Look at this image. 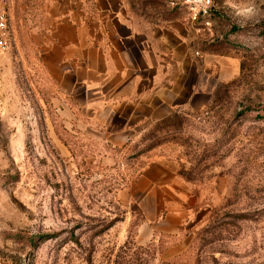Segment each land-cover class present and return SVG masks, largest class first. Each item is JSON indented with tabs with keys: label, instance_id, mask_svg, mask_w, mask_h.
<instances>
[{
	"label": "rangeland",
	"instance_id": "374dc122",
	"mask_svg": "<svg viewBox=\"0 0 264 264\" xmlns=\"http://www.w3.org/2000/svg\"><path fill=\"white\" fill-rule=\"evenodd\" d=\"M187 1L3 0L0 264H264V0L195 15ZM121 4L137 24L175 16L191 69L188 101L184 89L117 141L61 113L78 116V92L46 73L39 40L72 12Z\"/></svg>",
	"mask_w": 264,
	"mask_h": 264
},
{
	"label": "crops",
	"instance_id": "0c3cea01",
	"mask_svg": "<svg viewBox=\"0 0 264 264\" xmlns=\"http://www.w3.org/2000/svg\"><path fill=\"white\" fill-rule=\"evenodd\" d=\"M85 8L81 16L72 12L56 21L39 40L46 73L57 77L61 91L78 92L72 95L78 116L64 103L63 115L71 122L93 120L112 134L109 139L124 141L138 126L162 119L182 103L184 89L188 101L190 39L172 23L175 16L138 25L123 4L102 6L97 18ZM164 227L155 222L151 230Z\"/></svg>",
	"mask_w": 264,
	"mask_h": 264
},
{
	"label": "built area",
	"instance_id": "2783aa9c",
	"mask_svg": "<svg viewBox=\"0 0 264 264\" xmlns=\"http://www.w3.org/2000/svg\"><path fill=\"white\" fill-rule=\"evenodd\" d=\"M211 5V0H188L187 9L196 14V12L206 13ZM208 24V22H205ZM11 45V33L9 26L8 12L3 4H0V50H6Z\"/></svg>",
	"mask_w": 264,
	"mask_h": 264
}]
</instances>
